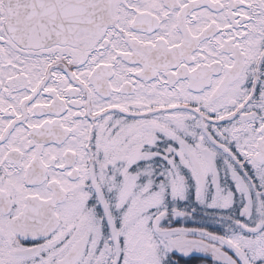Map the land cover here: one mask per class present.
I'll use <instances>...</instances> for the list:
<instances>
[{
  "label": "snow or ice",
  "instance_id": "obj_1",
  "mask_svg": "<svg viewBox=\"0 0 264 264\" xmlns=\"http://www.w3.org/2000/svg\"><path fill=\"white\" fill-rule=\"evenodd\" d=\"M0 264H264V0H0Z\"/></svg>",
  "mask_w": 264,
  "mask_h": 264
}]
</instances>
